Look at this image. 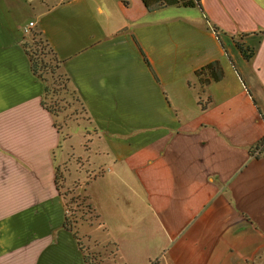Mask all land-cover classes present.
Instances as JSON below:
<instances>
[{"label": "crops", "instance_id": "1", "mask_svg": "<svg viewBox=\"0 0 264 264\" xmlns=\"http://www.w3.org/2000/svg\"><path fill=\"white\" fill-rule=\"evenodd\" d=\"M31 21L99 133L85 241L115 245L111 264H264V0H0V207L17 226L0 264H90L64 227L65 147L22 45ZM214 60L225 77L202 86Z\"/></svg>", "mask_w": 264, "mask_h": 264}, {"label": "trees", "instance_id": "2", "mask_svg": "<svg viewBox=\"0 0 264 264\" xmlns=\"http://www.w3.org/2000/svg\"><path fill=\"white\" fill-rule=\"evenodd\" d=\"M142 1L149 11H154L167 6L201 7V0ZM213 28L215 31H219L218 26L213 25ZM235 42L245 59H247L249 62L253 61L256 54V48L249 46L243 41V38L239 36L235 37ZM22 45L29 56L33 73L44 82V92L41 103L42 106L53 116L54 125L58 129L61 135V143H63V141L69 138L68 133L66 134L64 132V125L67 124L68 110L71 109L75 103H79L85 113L88 114L87 109L79 93L74 88L70 76L64 70V60H62L57 55L50 42L41 31L35 30L32 32L31 38H26ZM145 60L151 67V64L146 57ZM195 76L202 86H208L212 82H218L222 80L225 77V69L220 60H214L197 69ZM210 100L211 97L209 98V101ZM199 102L201 104L204 103L201 97ZM89 119L91 120L90 116ZM255 151L257 152V156L264 153V138L257 143L255 146ZM99 173L95 174L94 176L98 175ZM90 179L91 177L87 179L83 188V192H77L75 190L76 188H71L68 184V172L62 170L60 165L56 166L57 188L63 197L66 208L64 227L74 234L80 248L86 254L85 258L87 262L91 264L92 260L87 253V249L85 248V244L82 240L83 237L79 236L77 229L78 223L82 224L87 220V218L84 217L85 211L83 208L85 207L88 208L90 212H94L96 219H99V215L95 212L90 201V196L87 193V184L89 183ZM88 237L89 236H85L84 238L86 239Z\"/></svg>", "mask_w": 264, "mask_h": 264}, {"label": "rangeland", "instance_id": "3", "mask_svg": "<svg viewBox=\"0 0 264 264\" xmlns=\"http://www.w3.org/2000/svg\"><path fill=\"white\" fill-rule=\"evenodd\" d=\"M32 32L34 31L31 30V32L27 34V38H31ZM67 114V124L64 125V132L66 134L68 133L69 138L62 143L65 147L64 158H66V160L64 163H60V168L68 172V184L70 187L76 188L75 190L77 192H83L87 179L93 177L95 172L93 169L95 167L91 164L90 160L92 157L87 150L89 149L91 142L98 138L99 133L93 122L89 119L88 114L85 113L79 103H75V105L68 110ZM83 209L85 211L84 217L87 218V220L82 224L78 223L77 229L79 236L83 237L82 240L85 244V248L92 260L91 264H111L116 257L115 245L110 243L97 244L93 241L88 244L89 240L88 242L85 241L86 239L84 237L86 235L84 233L86 228L90 224H99V220L96 219L94 212H90L86 207ZM1 212L2 208L0 207V247L8 244L12 246L16 241V238H14V235L12 234L10 238L5 234L7 230L8 233L9 231H14L17 226L13 222L3 223Z\"/></svg>", "mask_w": 264, "mask_h": 264}, {"label": "built area", "instance_id": "4", "mask_svg": "<svg viewBox=\"0 0 264 264\" xmlns=\"http://www.w3.org/2000/svg\"><path fill=\"white\" fill-rule=\"evenodd\" d=\"M35 26V23L33 21L29 22L28 25H26L24 28H23V31L25 34H29L31 32V30L33 29V27Z\"/></svg>", "mask_w": 264, "mask_h": 264}]
</instances>
